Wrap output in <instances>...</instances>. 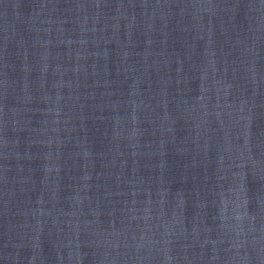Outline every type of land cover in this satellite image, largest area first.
Listing matches in <instances>:
<instances>
[{
  "label": "water",
  "instance_id": "1",
  "mask_svg": "<svg viewBox=\"0 0 264 264\" xmlns=\"http://www.w3.org/2000/svg\"><path fill=\"white\" fill-rule=\"evenodd\" d=\"M0 264H264V0H0Z\"/></svg>",
  "mask_w": 264,
  "mask_h": 264
}]
</instances>
